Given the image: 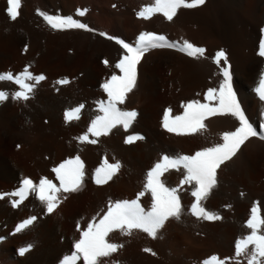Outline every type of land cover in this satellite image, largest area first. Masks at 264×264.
I'll use <instances>...</instances> for the list:
<instances>
[{
  "label": "bare ground",
  "instance_id": "1",
  "mask_svg": "<svg viewBox=\"0 0 264 264\" xmlns=\"http://www.w3.org/2000/svg\"><path fill=\"white\" fill-rule=\"evenodd\" d=\"M153 3L22 0L20 15L12 21L6 13L7 0H0V74L16 76L27 68L33 76L45 77L27 101H14L9 95L0 103V193L14 191L25 177L35 183L46 177L59 186L52 169L76 156L85 166L81 189L61 192L58 207L51 214L31 196L19 208L11 206L12 197L0 199V264H58L79 239L77 225L83 230L93 217L98 221L109 202L137 199L144 192L139 203L150 210L147 173L164 154L193 155L201 148L222 143L221 133L238 126L231 116L210 117L205 129L188 136L170 133L162 125L165 109H171L170 116L182 115V105L194 99L204 102L207 89L218 86L222 76L213 60L218 50L226 53L234 90L246 116L258 130L264 122V101L253 91L264 73L262 57L257 56L259 38H264V0H206L197 8L179 9L172 21L160 13L148 20L138 18L137 13ZM37 9L72 15L93 31L53 30ZM78 9L87 12L80 17ZM145 31L164 35L178 46L187 40L203 47L205 54L189 57L178 48L149 49L137 66L136 87L122 104L137 111L129 130L143 139L126 143L131 132L118 128L107 135H91L87 129L95 113L93 102L107 99L102 85L113 74L122 75L115 65L124 50L107 36L135 45ZM64 80L67 83H59ZM0 88L9 93L19 90L13 81H0ZM75 104L84 105L79 119L65 120L63 112ZM85 134L96 143L81 141L79 137ZM105 160L119 162L120 167L111 180L98 185L95 170ZM217 171V185L202 204L219 214V220L191 214L195 202L192 186L180 183L184 170L170 169L161 179L165 186L177 188L182 197L180 219L170 217L156 238L139 229L130 235L119 230L110 233L107 239L123 247L110 257L100 258L99 264H204L212 256L224 264H248L252 246L247 255L237 257L235 243L250 234L246 224L252 207L259 205L260 214H264V140L250 138ZM31 215L38 217L34 225L13 235L15 226ZM28 244L32 245L30 250L20 256L18 249Z\"/></svg>",
  "mask_w": 264,
  "mask_h": 264
},
{
  "label": "snow or ice",
  "instance_id": "2",
  "mask_svg": "<svg viewBox=\"0 0 264 264\" xmlns=\"http://www.w3.org/2000/svg\"><path fill=\"white\" fill-rule=\"evenodd\" d=\"M206 0H154V3L145 6L137 13L138 18L144 20L150 19L154 14H162L168 21L176 17L179 9H194L204 5ZM22 0H7L6 13L8 17L15 21L20 15ZM87 9L77 10V15L83 17ZM37 14L53 29L63 31L68 29H83L93 31L86 23L79 19H74L72 15L63 16L60 14H49L46 11L37 9ZM106 36L104 32L99 33ZM108 39H115V42L124 50L121 58L115 67L119 69L122 75L113 74L110 80L106 81L102 87L107 93V101L99 103V110L102 115L96 116L87 129V132L93 136L107 135L117 125H122L128 129L137 117L135 110H122L118 105L125 103L127 94L131 93L137 84V66L140 64L144 54L152 48H178L179 51L186 53L189 57L204 56L205 49L195 46L185 40L182 46L169 42L164 35H157L154 32H141L135 45L125 42L113 36H107ZM27 51V46H25ZM258 55L264 57V38L259 42ZM214 63L218 66L222 76L221 81L216 87H209L204 93V102L194 99L182 105L183 114L170 116L171 109L165 110L163 114V126L170 132L178 136H188L205 129V121L210 117L231 116L237 122L238 126L234 130L221 133L222 143L211 147H204L196 151L193 155H164L160 162L147 173L146 190L151 192L152 203L150 210H145L139 203V197L144 195L140 192L137 199L120 200L109 202L107 210L97 221L93 217L87 223L86 228L79 231V239L75 240L70 254L65 255L60 264H99L100 258L110 257L123 245L110 242L107 238L110 233L116 230L122 235H130L133 229H139L149 236L156 238L165 221L170 217L180 219L182 205L178 195V189L165 186L161 177L170 169H183L185 172L181 184L192 186L191 195L195 198L190 211L193 216L204 220H219V214L207 210L202 201H205L211 191L217 185V170L228 160H231L241 147L250 138H259L264 140V122L260 123L259 130L246 116L238 93L234 90L233 77L228 65L227 56L224 50H218L213 57ZM223 61V65L221 62ZM107 63V61H105ZM43 75L33 76L27 68L19 75L13 76L12 73L0 74V81H13L19 86V90L11 93L0 90V103L9 99L14 101L30 99L36 85L44 80ZM59 83H67L66 80ZM261 101H264V73H261L257 86L253 89ZM83 105L64 113L65 120L79 119V113ZM264 118V111L261 113ZM81 141H87L95 144V140H88V135L79 137ZM135 139H143L141 136H128L126 143H132ZM119 162L108 163L105 160L100 167L95 170V183L105 184L115 175L119 169ZM55 179L59 181V186L53 180L41 177L38 183L30 178H23L19 186L10 193H0V199L5 196L12 197L10 200L13 208H19L30 196L41 205L47 214H51L59 204L58 195L61 192L75 193L79 191L85 179L84 162L79 156L74 159L65 160L63 163L54 167ZM38 220L36 215H31L18 223L13 235L27 230ZM246 227L250 229V234L243 238H238L235 243V255H247L249 246L252 250L248 259V264H264V233L261 228L264 227V217L260 215V206L254 205L251 209L250 218L247 220ZM31 244L18 249L19 255H24L31 248ZM150 252L151 249H144ZM155 255V253H153ZM204 264H224V261L212 256L210 260L204 261Z\"/></svg>",
  "mask_w": 264,
  "mask_h": 264
},
{
  "label": "rangeland",
  "instance_id": "3",
  "mask_svg": "<svg viewBox=\"0 0 264 264\" xmlns=\"http://www.w3.org/2000/svg\"><path fill=\"white\" fill-rule=\"evenodd\" d=\"M261 31H262V29H261ZM171 38V37H170ZM172 39V38H171ZM260 40H261V37L259 38V42H260ZM258 51H259V46H258V49H257V56L261 59V57L258 55ZM263 59V60H262ZM262 59H261V61H262V68L264 69V57H262ZM3 82H10V81H3ZM0 90H3V91H5L3 88H0ZM101 91H102V94H104V96H106V97H108L107 96V93L104 91V89H102V87H101ZM108 99V98H107ZM107 99L104 97L103 99H99V100H95L94 102H93V105L95 106L94 108V111H95V113H94V115L91 117V121L96 117V116H98V115H102L103 113H101L100 112V110H99V103L101 102V101H107ZM98 102V103H97ZM76 105V104H75ZM73 105V106H71V107H69L68 108V110H65V111H69V110H72V109H75L74 107H78V106H80V105H82V104H78V106L76 105ZM97 106V107H96ZM120 106V108L122 109V110H125L126 109V111H132V110H135V109H132V108H125V107H123L122 105H118V107ZM124 108V109H123ZM165 108H167V107H165ZM84 110V105H83V108L81 109V111H80V113L79 114H81V112ZM165 110H167V109H165ZM65 111L63 112V113H65ZM136 111V110H135ZM137 112V111H136ZM165 112V111H164ZM78 114V115H79ZM98 114V115H97ZM137 115H138V113H137ZM181 115V114H180ZM133 123V122H132ZM90 124L91 123H89V126H90ZM132 125V124H131ZM162 125H163V119H162ZM115 128H118V129H120V130H122V131H126V133H128V132H131L130 130H129V128L126 130V129H124V127L122 126V125H117ZM114 129V128H113ZM131 136L133 135V136H141V134H139V133H136V132H131V134H130ZM130 135H128V136H130ZM128 136H126V137H128ZM164 155H169V156H175V155H173V154H168V153H166V154H164ZM163 155V156H164ZM179 155H188V154H186V153H183V154H179ZM162 156V157H163ZM162 159V158H161ZM182 169V168H181ZM183 170V169H182ZM218 172V171H217ZM192 188V187H191ZM179 197H180V200L182 199V197L179 195ZM260 211H262L261 210V208H260ZM261 213V212H260ZM262 214H263V212H262ZM262 214H260L261 216H262ZM263 217H264V214H263ZM70 253V252H69ZM68 254V253H67ZM20 256H22V255H20ZM64 257V256H63ZM62 257V258H63ZM62 258L58 261V264H60V262H61V260H62Z\"/></svg>",
  "mask_w": 264,
  "mask_h": 264
}]
</instances>
